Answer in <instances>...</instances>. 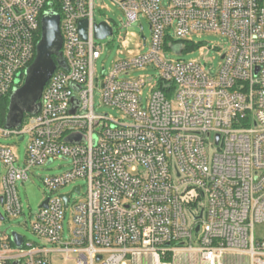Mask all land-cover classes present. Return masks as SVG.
Masks as SVG:
<instances>
[{"label":"built area","instance_id":"built-area-1","mask_svg":"<svg viewBox=\"0 0 264 264\" xmlns=\"http://www.w3.org/2000/svg\"><path fill=\"white\" fill-rule=\"evenodd\" d=\"M47 1L0 0V98L35 57ZM57 1L64 67L37 114L0 124L1 137L28 136L22 164L0 143V221L22 214L17 183L32 168L61 159L67 169L41 179L55 194L31 221L40 241L19 234L17 247L2 232L0 264H264V239L253 234L264 223V0H112L126 27L146 19L150 39L141 32L147 50L102 68L100 81L94 0ZM201 32L224 38L217 70L164 57ZM147 67L157 74L129 77ZM96 91L121 115L96 111ZM72 194L82 198L70 205Z\"/></svg>","mask_w":264,"mask_h":264},{"label":"rangeland","instance_id":"rangeland-1","mask_svg":"<svg viewBox=\"0 0 264 264\" xmlns=\"http://www.w3.org/2000/svg\"><path fill=\"white\" fill-rule=\"evenodd\" d=\"M94 18L97 22L106 21L113 28V33L104 39L95 38L96 45L100 47V58L96 62V73L98 81L101 79L102 68L108 71L116 60H125L135 57L147 50L143 45L141 32L147 40L150 39L149 25L146 19L139 18L137 21L125 26L126 15L124 11L112 0H94ZM140 26L143 27L142 31ZM181 52L173 51L169 48L164 49V57L172 62L186 61V62H200L210 71L217 70L221 54L225 48L224 38L215 33H195L183 39ZM157 71L151 67L137 68L130 73L129 77L147 79L151 75H156ZM152 83H147L141 89V95L144 103L148 98ZM96 111L102 113H109L110 116L118 117L121 115L116 110L99 105V92H95ZM26 122L23 121V124ZM18 138L14 137H1L0 143L9 146L13 154L17 158L18 163L22 164L28 143V136L21 142H17ZM16 143V144H15ZM67 169V161L61 159H54L49 165L37 166L30 170L29 177L24 182L17 183L18 194L22 204V214L18 217L5 218L0 221V235L5 232L10 235L11 232H16L25 237L26 240L39 242L40 239L31 231V221L33 215L38 211L41 202L48 196H53L55 193H50L44 188L41 179L46 175H57ZM3 169L0 167V185ZM77 184L84 185L82 180H78ZM73 184L66 185L61 188L58 193H69ZM1 191V189H0ZM85 186H83V192ZM82 195L72 194L70 197V205L73 201L79 200ZM0 211L3 207L0 204ZM70 208L64 213V232L68 233L70 227ZM255 238L264 239V223L255 224L253 228ZM167 260V258H166ZM127 264H132L128 261Z\"/></svg>","mask_w":264,"mask_h":264},{"label":"water","instance_id":"water-1","mask_svg":"<svg viewBox=\"0 0 264 264\" xmlns=\"http://www.w3.org/2000/svg\"><path fill=\"white\" fill-rule=\"evenodd\" d=\"M60 16L52 9L45 11L40 20L41 34L36 43L35 57L24 71L23 81L14 87L8 97L5 128L19 127L25 114L35 115L40 108V98L46 82L51 77L56 67H64L61 54L62 37L59 28ZM87 21H78L80 37L86 39ZM112 34V27L105 21L95 22V38L104 39ZM179 52L178 47L175 49ZM78 189V187H75ZM68 195H63L67 201ZM45 199L41 206H46ZM0 214V219H1ZM199 227H196L198 231ZM11 239L17 247L22 244V237L16 232H11ZM13 264H18L14 262Z\"/></svg>","mask_w":264,"mask_h":264},{"label":"trees","instance_id":"trees-1","mask_svg":"<svg viewBox=\"0 0 264 264\" xmlns=\"http://www.w3.org/2000/svg\"><path fill=\"white\" fill-rule=\"evenodd\" d=\"M51 4V5H50ZM52 7L55 12L60 11V7L57 0H48L45 9ZM31 64V63H30ZM10 93L0 98V124L4 125L5 117L7 113L8 97Z\"/></svg>","mask_w":264,"mask_h":264}]
</instances>
